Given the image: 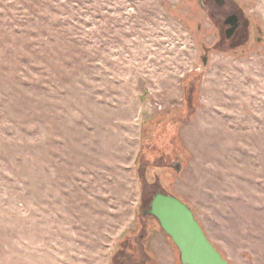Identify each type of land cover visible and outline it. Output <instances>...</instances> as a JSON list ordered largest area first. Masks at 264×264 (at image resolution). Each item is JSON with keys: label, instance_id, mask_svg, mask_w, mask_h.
Returning a JSON list of instances; mask_svg holds the SVG:
<instances>
[{"label": "rangeland", "instance_id": "obj_1", "mask_svg": "<svg viewBox=\"0 0 264 264\" xmlns=\"http://www.w3.org/2000/svg\"><path fill=\"white\" fill-rule=\"evenodd\" d=\"M157 192L264 264V0H0V264H181Z\"/></svg>", "mask_w": 264, "mask_h": 264}, {"label": "water", "instance_id": "obj_2", "mask_svg": "<svg viewBox=\"0 0 264 264\" xmlns=\"http://www.w3.org/2000/svg\"><path fill=\"white\" fill-rule=\"evenodd\" d=\"M215 2L221 5L224 0ZM231 21L235 23L236 17L228 18L227 23ZM178 167L176 165L175 169ZM145 215L155 218L160 230L176 246L181 264H228L207 240L189 208L178 198L157 192L149 201Z\"/></svg>", "mask_w": 264, "mask_h": 264}, {"label": "flooded vegetation", "instance_id": "obj_3", "mask_svg": "<svg viewBox=\"0 0 264 264\" xmlns=\"http://www.w3.org/2000/svg\"><path fill=\"white\" fill-rule=\"evenodd\" d=\"M213 2H215V0H213ZM215 4L217 5V6H219V7H223V5H224V2L221 4V5H218L216 2H215ZM232 16H235L236 17V21H235V23L234 22H232V23H227V21H228V18H230V17H232ZM223 26H224V30H223V32H224V35H225V39L226 40H229V38L230 37H232L238 30H239V22H238V16L236 15V14H233V13H229L228 14V16L227 17H225V19H224V21H223ZM227 34L229 35L228 37H227ZM156 194V193H155ZM154 194V195H155ZM153 195V196H154ZM152 196V197H153ZM151 197V198H152ZM151 198H150V200H151ZM149 200V201H150ZM149 201H148V206H147V210H148V207H149ZM146 210V211H147ZM146 211H143V214H145V212Z\"/></svg>", "mask_w": 264, "mask_h": 264}]
</instances>
